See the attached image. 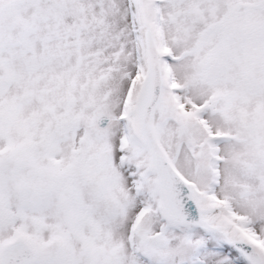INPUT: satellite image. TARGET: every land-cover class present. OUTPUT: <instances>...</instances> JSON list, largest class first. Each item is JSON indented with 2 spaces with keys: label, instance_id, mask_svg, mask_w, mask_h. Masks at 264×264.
<instances>
[{
  "label": "snow or ice",
  "instance_id": "1",
  "mask_svg": "<svg viewBox=\"0 0 264 264\" xmlns=\"http://www.w3.org/2000/svg\"><path fill=\"white\" fill-rule=\"evenodd\" d=\"M0 264H264V0H0Z\"/></svg>",
  "mask_w": 264,
  "mask_h": 264
}]
</instances>
